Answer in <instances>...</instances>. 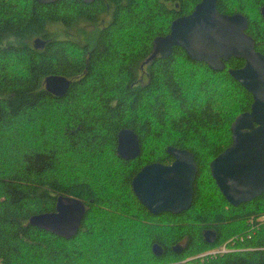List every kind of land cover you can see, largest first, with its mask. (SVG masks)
I'll return each instance as SVG.
<instances>
[{
	"label": "trees",
	"instance_id": "1",
	"mask_svg": "<svg viewBox=\"0 0 264 264\" xmlns=\"http://www.w3.org/2000/svg\"><path fill=\"white\" fill-rule=\"evenodd\" d=\"M198 1L0 0V264H264V192L232 205L209 171L252 102L228 72L244 60L213 70L179 46L162 57L154 42ZM262 5L216 0L218 11L246 16L264 54ZM50 75L69 81L63 93L46 89ZM123 128L140 145L130 159L116 153ZM168 145L193 155V197L186 210L154 214L131 179L147 163H170ZM59 195L85 205L68 239L28 223ZM223 242L227 252L200 255Z\"/></svg>",
	"mask_w": 264,
	"mask_h": 264
},
{
	"label": "water",
	"instance_id": "2",
	"mask_svg": "<svg viewBox=\"0 0 264 264\" xmlns=\"http://www.w3.org/2000/svg\"><path fill=\"white\" fill-rule=\"evenodd\" d=\"M260 14L264 18V5L260 7ZM246 27L244 14H225L217 10L216 0H199L189 13L170 22L167 34L154 40L160 56L167 57L173 46H179L189 58L203 61L213 70L223 69L231 56L244 60L241 67L228 68V72L251 93L252 102L249 110L238 114L231 122V143L209 162L211 177L232 205L264 192V54L255 49L253 38L245 32ZM43 45V41L34 39L36 48L41 49ZM68 84L69 81L60 75L45 79L46 89L54 94L63 93ZM139 152L135 132L120 129L116 134L117 155L130 159ZM166 152L173 157L170 163H147L131 179L136 198L154 214L186 210L193 197L197 165L192 153L170 145ZM84 213L82 200L59 195L53 211L32 214L28 223L68 239L77 232ZM203 236L207 242H212L215 232L208 229ZM172 248L178 252L182 249L180 245ZM151 251L159 256L162 246L153 243Z\"/></svg>",
	"mask_w": 264,
	"mask_h": 264
},
{
	"label": "built area",
	"instance_id": "3",
	"mask_svg": "<svg viewBox=\"0 0 264 264\" xmlns=\"http://www.w3.org/2000/svg\"><path fill=\"white\" fill-rule=\"evenodd\" d=\"M259 221L261 222V223H263L264 224V213L263 214H261L260 216H259ZM228 243L227 242H223L222 244H220L219 246H217V247H215V248H213V249H209L208 251H205L204 253H201L200 255H204V254H215V253H223V252H227L228 250H230L229 248H228Z\"/></svg>",
	"mask_w": 264,
	"mask_h": 264
},
{
	"label": "bare ground",
	"instance_id": "4",
	"mask_svg": "<svg viewBox=\"0 0 264 264\" xmlns=\"http://www.w3.org/2000/svg\"><path fill=\"white\" fill-rule=\"evenodd\" d=\"M33 45H34V44H33ZM34 48H35V49H38V48H36L35 46H34ZM38 50H39V49H38Z\"/></svg>",
	"mask_w": 264,
	"mask_h": 264
},
{
	"label": "flooded vegetation",
	"instance_id": "5",
	"mask_svg": "<svg viewBox=\"0 0 264 264\" xmlns=\"http://www.w3.org/2000/svg\"><path fill=\"white\" fill-rule=\"evenodd\" d=\"M176 4H177V3H176ZM176 4H175V5H176ZM181 248H183V247H181ZM192 257H194V256H192ZM188 258H189V257H188Z\"/></svg>",
	"mask_w": 264,
	"mask_h": 264
}]
</instances>
